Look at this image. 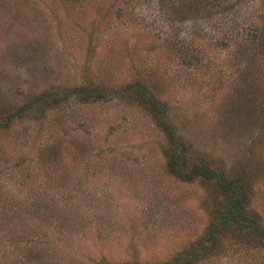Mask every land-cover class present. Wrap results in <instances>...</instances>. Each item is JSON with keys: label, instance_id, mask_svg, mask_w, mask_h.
<instances>
[{"label": "rangeland", "instance_id": "1", "mask_svg": "<svg viewBox=\"0 0 264 264\" xmlns=\"http://www.w3.org/2000/svg\"><path fill=\"white\" fill-rule=\"evenodd\" d=\"M104 3L105 8L110 5L113 19L92 29L99 46L90 59L89 80L117 86L143 74L147 82L154 71L140 70L164 63L166 75L177 79L165 93L175 106V132L188 146L209 150L211 157L236 156L239 148L226 142L230 132L224 134L221 122L230 100L226 88L238 72L226 68V81L206 89L204 79L193 71L176 70L165 46L156 45L159 41L152 34L161 21L154 0ZM58 4L0 0V95L14 104L24 102L25 93L49 85L82 83L88 47L80 34L96 18L93 5L67 7L69 18ZM237 7L220 19L225 24L220 31L246 18L257 21L261 13L258 0H245ZM214 20V27L197 25L207 34L217 32L219 21ZM185 28L182 35L190 31ZM160 74L157 68L151 81ZM109 99L80 106L65 103L58 111L64 123H49L59 115L48 112L39 136L31 132L33 116L31 125L27 117L0 132V264L30 263V245L18 248L6 237L13 216L19 217L21 237L35 240L32 247L41 251L43 264H164L203 234L214 202L210 190L199 181L185 184L168 177L162 134L134 107ZM246 137H241L242 143ZM44 156L54 162L37 163ZM252 205L264 228V182L256 184ZM227 245L231 246L225 239L223 246ZM232 247L202 264L258 263L260 254L246 258L244 247Z\"/></svg>", "mask_w": 264, "mask_h": 264}, {"label": "trees", "instance_id": "2", "mask_svg": "<svg viewBox=\"0 0 264 264\" xmlns=\"http://www.w3.org/2000/svg\"><path fill=\"white\" fill-rule=\"evenodd\" d=\"M244 1L154 0L156 15L161 22L157 23V33L152 34L159 41L156 44L158 48L165 46L175 69L195 72L207 83L206 89L209 85L214 88L222 85L226 81L228 68L238 72L234 81L226 88V96H230V100L227 101L229 106L224 111L221 122L224 134L230 132L226 142L239 148L236 156L211 157L209 150L188 146L189 143L175 132L176 125L172 122L176 119L175 106H171L165 93L166 86L177 82V79L169 78L170 74L166 75L164 63L155 66L154 70L147 71L145 67L140 70L145 74L154 71L147 82L142 80L143 74L117 86H107L98 80L93 84L89 80L92 75L89 72L90 59L99 46L92 29L113 19L110 5L105 8L104 0H56L69 18L72 14L68 16L67 7L93 5L96 18L90 23L91 28L80 34L87 40L88 47L83 63L86 65L83 66L84 73L81 76L83 84L70 87L49 85L38 92L25 93L21 100L26 99L19 105L14 104L12 98L0 95V132L13 122L18 123L33 116L34 126L30 124V119L27 124L32 127L33 137L39 136L44 133V119L48 112L56 111L59 115V118H51L49 123L56 124L57 127L64 123V115L61 116L58 111L69 101L80 106L90 102L107 103L109 98H115L126 106L134 107L165 139L162 156L166 175L185 184L199 181L210 190L214 201L212 208L207 210V225L194 246L181 250L175 259L164 264H202L212 257L223 256L225 248L235 245L244 247L243 256L246 258L260 254L256 264H264V228L252 205L256 184L264 182V0H258L261 13L258 14L257 21L246 18L238 26H224L225 30L220 31V27L225 25L220 19L235 11ZM214 19L219 21L216 24L217 32L207 34L197 25L210 23L213 26ZM70 21L73 22L72 25L76 24V21ZM78 25L79 30L82 29L83 22ZM183 28L190 31L182 35ZM157 68L161 69V74L151 81ZM253 129H256L255 133ZM245 134L249 137L242 143L241 137H245ZM46 157L37 160V163L47 165L54 162ZM27 191L29 192L28 188ZM35 194L36 192L32 195ZM29 208L35 209L33 205ZM30 212L26 210V214ZM18 218H10L9 221L14 222L11 221L13 224L8 229L11 234L6 237L17 244L18 248L30 245V249L26 251L29 252L26 258L29 259V264H43L41 251H35L34 246L32 247L35 240L28 236L21 237L17 226ZM1 226L2 224L0 231ZM224 238L229 240L231 246H223Z\"/></svg>", "mask_w": 264, "mask_h": 264}]
</instances>
